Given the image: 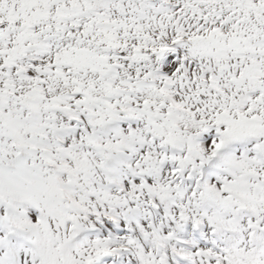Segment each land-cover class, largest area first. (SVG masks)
<instances>
[{"label": "snow or ice", "instance_id": "1", "mask_svg": "<svg viewBox=\"0 0 264 264\" xmlns=\"http://www.w3.org/2000/svg\"><path fill=\"white\" fill-rule=\"evenodd\" d=\"M0 264H264V0H0Z\"/></svg>", "mask_w": 264, "mask_h": 264}]
</instances>
